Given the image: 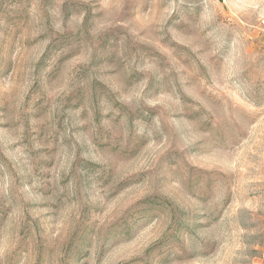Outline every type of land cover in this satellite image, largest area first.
Returning a JSON list of instances; mask_svg holds the SVG:
<instances>
[{"label":"rangeland","instance_id":"rangeland-1","mask_svg":"<svg viewBox=\"0 0 264 264\" xmlns=\"http://www.w3.org/2000/svg\"><path fill=\"white\" fill-rule=\"evenodd\" d=\"M0 264H264V0H0Z\"/></svg>","mask_w":264,"mask_h":264}]
</instances>
